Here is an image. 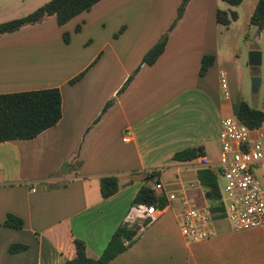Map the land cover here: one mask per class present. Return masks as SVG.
<instances>
[{"label":"crops","instance_id":"obj_1","mask_svg":"<svg viewBox=\"0 0 264 264\" xmlns=\"http://www.w3.org/2000/svg\"><path fill=\"white\" fill-rule=\"evenodd\" d=\"M50 1L0 0V24ZM183 1L101 0L63 26L49 17L0 35V96L59 89L62 97L56 126L33 139L0 143V264H66L76 256V240L85 243L89 259L98 260L122 226L134 230V242L108 264H264V226L235 232L224 215L214 220L212 239L189 244L179 225L186 200L209 210L200 171L217 177L223 196L225 179L198 165V157L218 162L222 120L236 117L219 79L222 71L231 77L239 60L233 53L236 33L252 30L264 55V29L259 33L250 24L259 0L236 7L190 0L164 53L154 65L143 64ZM218 11L238 18L222 26ZM206 56L214 62L201 76ZM189 149L202 153L191 161L174 159ZM151 176L153 188L163 183L177 199L157 193L165 205L154 217L127 221ZM105 177L118 178L122 186L107 199L100 191ZM10 216L23 227L6 226ZM15 245L26 249L11 253Z\"/></svg>","mask_w":264,"mask_h":264},{"label":"trees","instance_id":"obj_2","mask_svg":"<svg viewBox=\"0 0 264 264\" xmlns=\"http://www.w3.org/2000/svg\"><path fill=\"white\" fill-rule=\"evenodd\" d=\"M101 0H51L49 3L32 13L31 15L11 22L0 24V35L14 33L24 26L35 25L46 18L55 17L60 26L65 25L76 16L89 11ZM190 0H184L180 6L177 18L170 29L164 33L158 43L150 49L143 58V64L152 66L164 53L168 37L173 28L183 18ZM232 7L239 6L244 0H222ZM235 12H217V22L222 26H229L231 22L237 20ZM250 24L257 28L260 33L264 29V0H259L255 11L251 17ZM80 28H77L79 31ZM65 42H69V35L65 34ZM214 57L206 56L202 59L200 75L203 76L213 65ZM138 72V70L136 71ZM135 72V74H136ZM79 76L71 81L76 83L81 79ZM134 79V75L124 85L119 94L129 86ZM109 102L103 109L104 114L112 105ZM236 117L244 125L251 129L264 125V111L250 106L246 102H240L236 108ZM62 118V97L59 89H47L41 91L23 92L0 96V143L11 140H27L39 136L44 131L56 126ZM202 153L201 149H189L177 153L174 156L178 161H191ZM155 177L151 176L148 183L141 187L137 193L133 205L144 204L161 208L165 205V200L158 196L150 183ZM199 180L205 188V197L210 202L209 211L214 220L224 216L223 196L220 190L217 177L209 170H202L199 173ZM122 186L116 177H105L100 181L101 196L107 199L121 190ZM6 226L20 229L23 221L9 217ZM135 232L126 226L120 227L112 236L105 252L98 260L87 257L86 245L84 242L76 240V256L66 264H108L111 260L127 250L134 242ZM125 242H127L125 244ZM24 246H13L11 253L25 250Z\"/></svg>","mask_w":264,"mask_h":264},{"label":"built area","instance_id":"obj_3","mask_svg":"<svg viewBox=\"0 0 264 264\" xmlns=\"http://www.w3.org/2000/svg\"><path fill=\"white\" fill-rule=\"evenodd\" d=\"M220 87L223 98L231 95L227 75L220 72ZM130 133H126L125 142ZM221 150L217 163L206 157H198V165L216 169L225 179L223 187L224 215L233 231L243 232L264 226V184L256 171L264 168V127L251 129L237 117L222 120L220 132ZM191 188L194 185L190 186ZM156 193L173 202L177 195L168 191L163 183H156ZM179 219L181 234L189 244H200L215 236L214 218L208 209H198L188 205ZM158 212L155 206L136 205L127 217L129 220L147 219Z\"/></svg>","mask_w":264,"mask_h":264},{"label":"rangeland","instance_id":"obj_4","mask_svg":"<svg viewBox=\"0 0 264 264\" xmlns=\"http://www.w3.org/2000/svg\"><path fill=\"white\" fill-rule=\"evenodd\" d=\"M247 25L241 26L240 31H245ZM236 47L233 51L234 57L239 60L234 65L231 71V77H227L229 83V91L235 103V111L240 102H246L252 107L258 108L264 111V55H262V63L258 67L249 65V54L256 50L255 34L251 31L240 34L236 33ZM258 45L262 46V42L258 41ZM261 52V51H260ZM258 77L261 79V86L257 93L252 90V78ZM258 179L263 182L264 168L256 171ZM220 184L223 185L224 181L220 180Z\"/></svg>","mask_w":264,"mask_h":264},{"label":"water","instance_id":"obj_5","mask_svg":"<svg viewBox=\"0 0 264 264\" xmlns=\"http://www.w3.org/2000/svg\"><path fill=\"white\" fill-rule=\"evenodd\" d=\"M262 63V53L260 51H252L249 54V65L258 67ZM261 86V79L258 77L252 78V90L257 93Z\"/></svg>","mask_w":264,"mask_h":264}]
</instances>
